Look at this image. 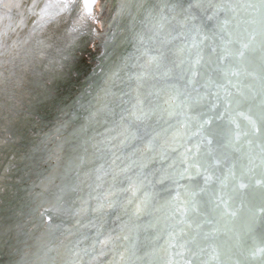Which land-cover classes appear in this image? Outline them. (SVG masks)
Here are the masks:
<instances>
[{"label":"water","instance_id":"water-1","mask_svg":"<svg viewBox=\"0 0 264 264\" xmlns=\"http://www.w3.org/2000/svg\"><path fill=\"white\" fill-rule=\"evenodd\" d=\"M12 2L20 7L0 9V32L5 41L0 51V264L79 260L87 264L94 245L98 257L94 264H167L169 260L179 264L184 260L192 264H261L264 257L258 249L264 247V189L253 183L234 190L228 179V168L233 163L239 167L249 155L246 144L231 143L235 125L230 121L243 126L237 112L250 105L237 108L233 103L225 108L226 90L235 93V86L241 90L251 86V100L259 93V81L242 75L231 78L232 84L221 79L219 88L214 83L206 88L198 84V93L187 88L191 95L184 104H165L168 95L185 92L186 80L175 65L187 61L189 53L181 49L195 52L191 26L182 28L179 16L166 21L152 45L162 47L165 58L159 67L147 69L149 76L142 89L145 94L153 93L146 103L155 115L144 124L133 125L143 139L129 137L122 143L127 133L119 123L120 115L127 116L135 96V81L130 77L146 70L133 37L157 23L144 20L148 5L142 7L141 0H96L93 18L84 8V0H72L63 9V0ZM231 6L237 10V25L246 26L245 21L255 18L259 30L258 13L247 8L244 0H232ZM225 15L233 14L227 10L220 14ZM214 23L206 22L209 29ZM210 46L209 41L201 45L206 59ZM187 66L185 63L183 68ZM214 67L204 64L202 76L197 78L201 84L205 72L216 79ZM254 67L259 73L258 61ZM169 68L173 71L166 76ZM212 104L218 107L209 112ZM105 105L115 109L114 113ZM209 116L213 118L209 126L212 157L206 154L208 132L199 127ZM129 123L130 119L125 121V125ZM153 137L154 151L146 153L144 143ZM185 148L192 149L187 156L182 155ZM213 157L223 163L213 166ZM185 159L201 165V172L207 168L212 181L205 184L195 167L189 169L191 179L181 177L179 173L188 166ZM177 181L188 188L179 189L181 201L187 199L201 208L200 214L189 212L185 223H180L179 213L173 215L170 203ZM220 195L232 206L230 211L238 209L234 216L215 209L213 201ZM57 196L62 199L57 201ZM140 200L148 203L149 210L137 217L133 213ZM109 201L115 202L114 209L95 210ZM46 208L51 209L45 217L52 215V224L39 215ZM169 233H173L171 239ZM108 235L121 239H113L101 249L98 241ZM125 235L128 240L122 239ZM206 235L210 239L205 240ZM184 243L187 250L179 247ZM213 248L215 260L211 259ZM101 250L103 255H99ZM254 250L255 256L251 255Z\"/></svg>","mask_w":264,"mask_h":264},{"label":"snow or ice","instance_id":"snow-or-ice-1","mask_svg":"<svg viewBox=\"0 0 264 264\" xmlns=\"http://www.w3.org/2000/svg\"><path fill=\"white\" fill-rule=\"evenodd\" d=\"M72 0H63L61 8L67 6L71 3ZM96 0H84V8L87 9L89 16L94 17L93 14V5ZM245 6L252 9L254 13H258L259 16V30L257 31L255 25L257 21L255 18H250L245 21L246 26L237 25L235 21V16L237 14L236 7H232V0H156V3H151V0H141V6L148 5L144 8L146 13L144 20L145 21H157L154 28H147V30L136 32L133 39L135 45L137 46V52L142 54V57L145 60L143 67L146 69L144 72L130 77V80L135 81V87L132 88V91L135 93L134 103H131L130 108L126 109L127 116L121 114L119 123L124 126V133H127L124 141L125 143L129 137L132 139H143L139 135V130L133 131L134 124H144L146 121L150 120L153 115H155L154 110L149 106L147 97L153 95L151 92L146 94L142 92L144 89V81L149 76L147 69L153 67H159L163 59L165 58V53L162 47L153 48L152 45L155 44L159 39V34L164 31L166 21H175L178 16L180 17V26L182 28H189L191 26V32L194 33L192 36L193 43L191 49H194L193 53L191 50L182 48L181 51H188L187 61L181 60L179 64H176V68H181L183 76L185 78V92L177 94H170L164 98V103L169 106L182 105L185 100L191 95L187 92V88L191 87L192 92H199L200 88L197 87L199 84L200 87L206 88L208 84H215L216 87H221L219 81L221 79L225 80L227 84H232L233 77H250L252 80H258L260 84V90L257 95H253L251 100H249V93L251 91V86L246 90H241L239 86L236 87L235 93L227 92L226 96L228 100L226 101L225 108H231L233 103L239 108L241 105H250L247 107L246 111H238L237 115L243 118V126L237 120H231L230 123L234 124L235 127L231 130V143L235 145H240L241 143L246 144L249 148V155L243 158L239 167L236 163H233L228 168V179L233 183L234 190L236 188H247L249 184H259L261 189H264V0H244ZM207 5V7H204ZM35 5H33L34 7ZM13 7L19 8L20 4L13 3L12 0H9L8 3L5 0H0V9L7 8L8 11H11ZM228 11L232 13V16L225 15L220 16L221 13ZM11 19V17H9ZM135 19V18H133ZM215 21L212 27L209 29L206 22ZM142 23L144 21H141ZM211 32V34H209ZM4 33L0 32V51L5 47V41L3 39ZM227 36V39H225ZM176 37H173L175 39ZM187 38V37H186ZM217 38L220 43L217 44ZM199 40V43H197ZM205 41L210 42L209 47V57L206 59L204 50L201 45ZM170 43L171 41H164ZM214 56L213 60L211 57ZM259 62L260 71L256 72L254 65L256 62ZM187 63V68H183V65ZM205 63L209 65H215L213 72L216 74V79L213 80L212 76L203 73L205 83H200L197 79L202 76L201 68ZM173 71L172 68H169L165 75H169ZM175 87V86H174ZM127 95V93H126ZM219 95V93H217ZM184 99H181V97ZM199 103V101H197ZM191 107V106H189ZM218 105L212 104L209 107V112H212ZM105 108L109 113H114L115 109L111 108L109 105H105ZM218 118L223 119V115H220ZM131 120V123L125 125V121ZM213 124V118L209 116L207 119L203 120L199 127L203 131H207L208 135L204 137V140L209 146L207 155L212 157V152L210 150L213 140L209 139L211 135V130L209 126ZM121 133V135H124ZM200 133L198 132L197 135ZM149 139L144 143V151L152 152L153 140ZM255 145V148L253 147ZM256 148L259 151H256ZM239 151V147L236 149ZM192 149L185 148V151L182 155L187 156ZM200 145L196 146V154L199 155ZM183 163L188 166L184 169L183 172L179 173L181 177H187L191 179V173L189 169L195 167L197 169L196 174L202 175L205 181V184L212 181V173L205 168L203 172L200 171L201 165L197 163H189L188 159H185ZM223 161L219 158L213 157V166H218ZM164 180L161 179L160 183H163ZM176 190V194L170 197V203L173 205L172 213L175 215L179 213L182 219L180 223H185L188 219L189 212L194 214H200L201 208L198 203L189 201L187 199L181 201V194L179 189L184 188L185 191H188V188L184 185H179ZM221 185L226 186L224 181H221ZM131 189V186H130ZM129 189V190H130ZM203 190V189H202ZM135 194V193H134ZM261 198L264 200V191L261 192ZM57 201L61 200V196L56 197ZM129 204L133 202L128 201ZM215 204V209H218L222 212L223 215H235L238 209H230L232 206L225 201L223 195L217 197V200L213 201ZM105 208L111 210L115 208V202L109 201L106 204H101L98 206L96 211H103ZM149 210V205L145 200H140L135 205V212L133 215L139 217L140 214L147 212ZM51 209H44L40 212L39 215L41 218L46 219V222L52 224L53 216L47 215L45 213L50 212ZM261 211L264 212V207L261 208ZM119 219V217H117ZM169 239L173 236V233H169ZM119 240L121 237H112L111 235L105 236L103 240L98 241L101 245V249L108 246L109 243L113 240ZM122 239L128 240L127 235L123 236ZM205 240L210 239L208 235L204 237ZM170 247H176L175 244H170ZM179 247L182 250H187V244H180ZM204 251V249H201ZM261 257H264V247L258 249ZM93 255L87 261V264H94V261L98 258L95 255V245L93 246ZM213 255L211 259L215 260L217 258L215 248L212 249ZM104 252L101 250L99 255H103ZM183 255V251L179 253ZM79 257L80 253L75 254ZM251 255L255 256L256 251H252ZM123 259V255H121ZM70 264H85L83 260L71 261ZM167 264H179V262H174L169 260ZM183 264H192L191 260H184ZM204 264H208L207 261ZM235 264H241V261H236ZM261 264H264V260L261 261Z\"/></svg>","mask_w":264,"mask_h":264}]
</instances>
